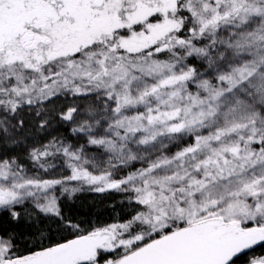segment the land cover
I'll return each instance as SVG.
<instances>
[{
  "label": "snow or ice",
  "instance_id": "1",
  "mask_svg": "<svg viewBox=\"0 0 264 264\" xmlns=\"http://www.w3.org/2000/svg\"><path fill=\"white\" fill-rule=\"evenodd\" d=\"M0 264H264V0H0Z\"/></svg>",
  "mask_w": 264,
  "mask_h": 264
}]
</instances>
